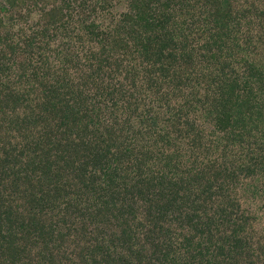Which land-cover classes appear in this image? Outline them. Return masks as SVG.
Masks as SVG:
<instances>
[{
	"label": "trees",
	"instance_id": "16d2710c",
	"mask_svg": "<svg viewBox=\"0 0 264 264\" xmlns=\"http://www.w3.org/2000/svg\"><path fill=\"white\" fill-rule=\"evenodd\" d=\"M207 1L219 3L222 22L216 26L221 32L203 44L176 32L172 18L183 0L174 6L173 0H164L167 9L160 15L139 3L133 5L134 13H124L133 21L121 30L128 34L131 29L130 39L150 64L136 70L129 83L103 90L109 108L131 113L132 119L124 121L130 127L121 138L113 137V123L103 132L106 136L99 133L101 107L89 109L85 101L68 96L85 97L73 79L69 82L72 76L60 80L69 70L56 78L45 72L46 60L30 61L22 73L30 71L22 92L8 98L17 116L9 126L20 131L14 141L5 140L6 117L0 122V264H181V257L174 255L177 236L209 249L223 250L234 242L239 255L246 251L244 244L254 242V221L246 209L239 213L230 177L244 190L254 184L237 178L243 171L245 178L253 173L264 177V70L248 58L252 38L238 35L244 33L239 31L244 23L237 13L230 18L234 12L226 10L227 0ZM137 15L139 20L134 19ZM58 20L51 17L48 24ZM143 20L145 28L139 29ZM87 25L110 38L108 28ZM153 44L159 50L148 54ZM227 45L231 51L225 56ZM29 47L41 49L34 41ZM233 50L242 51L241 67L227 64L235 61ZM105 67V61L99 62V72ZM20 102L28 114L24 119L17 112ZM121 117L114 114V122ZM191 132L196 142L222 132L212 143L226 144V150L237 146L239 152L219 167L216 160L206 165L205 158L187 167L191 155L199 157L192 154L194 148L211 156L206 141L192 147ZM187 146L192 148L184 153ZM135 148L151 153H134ZM198 182L202 187L196 190ZM222 225L235 227L217 237Z\"/></svg>",
	"mask_w": 264,
	"mask_h": 264
},
{
	"label": "rangeland",
	"instance_id": "374dc122",
	"mask_svg": "<svg viewBox=\"0 0 264 264\" xmlns=\"http://www.w3.org/2000/svg\"><path fill=\"white\" fill-rule=\"evenodd\" d=\"M163 1L0 0V110L2 111L0 112V122L3 120V117H6L5 128L8 129H3L5 140L7 141V138H12L14 141L17 133L20 132L15 127L9 126V121L15 118L16 112H12L14 104L8 98L10 96L17 98L16 95L22 92L21 89L24 87L30 71L25 75L22 73L27 72L30 61L43 64L42 60H46L45 64H43L45 72H48V75L52 74L56 78L58 73L62 72L58 75L60 78L63 76V72L65 73L69 70L68 73L64 74V78L60 80L62 81L67 76H72L73 78H70L69 82H72L71 79H73L76 82L77 88L80 87V89L84 90L83 94L85 95L84 97L80 94L68 92V96H72L74 98L73 100L80 99L81 101H85V107L89 109L101 107L100 114L101 118L104 117V120H100L103 124L99 129V133L102 136H106L103 135V132L108 124L111 125L113 123V137L121 138L130 127L124 121H127L125 119L126 117L130 120L132 119L131 113L129 109L122 110L115 107L112 110L109 108L108 106L111 103L105 96H102L103 90H112L111 87L119 88L122 81L129 83L135 75L136 70L138 71L142 66H146L149 63L144 58L147 54L141 55L142 53L136 49L137 45L133 39H130L131 29L128 34L121 30V27L123 28L125 26L127 28L126 21H133L125 18L124 13H134L136 9H133V5L139 3L140 6L148 10L155 9V13L160 15L161 11L167 9L162 5ZM178 1L173 0L172 6L178 4ZM195 2L196 0H183L180 3L181 6L178 9L175 8L176 11H174V18L172 19H176L177 24H174L176 25V32L182 36V39L196 37L203 44L211 38L215 31L221 32L216 26L219 22H222V16L218 14L219 3L213 4L214 2L210 3L207 0H202L201 4L192 6L191 4ZM227 2L229 4H224L226 10L232 13L234 12L230 18L237 13V19H240L244 23V29L239 30L244 33H238V35L244 37L250 36L252 38L254 49L248 58L259 61L264 70V0H227ZM247 11H250V13L245 16ZM223 14L225 13L223 12ZM135 16L136 14H134ZM51 17L54 21H57L58 17L60 20L57 23L48 24ZM134 19L139 20L140 18L137 15V18ZM216 19H219L217 23ZM196 20L197 22L195 23ZM250 20L251 22H248ZM90 23H94L98 27H103V29L108 28L106 32H109L108 37L110 38L106 39L103 34H99L102 29L99 30L95 26L96 29L94 28L93 32L86 29L85 26H88L87 24ZM128 24L131 25V28L136 26L135 23ZM144 24L146 25L144 20L139 22V29H144ZM136 36L137 33L135 32V39ZM141 40H144V37H141ZM32 41H34L36 47H41V49L29 47ZM46 42L50 45H46ZM228 45L225 47L223 55L231 51ZM60 49L62 52L58 54ZM30 50H35L33 52L34 54L31 55L32 52L30 53ZM158 50V45L153 44L148 54H153L152 52H158ZM66 51L68 54L65 53ZM233 52L235 54V61L231 60L227 64L233 62L235 66L241 67L242 63H244L239 59V57L242 58V51L233 50ZM56 54L59 58L56 57ZM66 55L70 56L67 57V60L64 59ZM61 58L62 62L59 60ZM101 61H105L106 67L102 72H99L98 64ZM127 67L131 69L129 78H126L127 70L129 71ZM40 74H42V71ZM30 79L31 77L28 81ZM138 80L139 84L143 82L142 73L140 72ZM206 85V83L205 85L202 84V87ZM87 96L88 99L86 98ZM21 102L19 103L20 106L17 107V110H20L17 112L20 115L19 118L24 119L28 114L24 112V104L22 105ZM150 105L140 104V107L146 108ZM112 111L113 113H111ZM114 114L119 117L123 115V117L121 119L118 118L119 121L114 122ZM219 133L216 132L215 135H210L211 140L207 138L198 140L206 141L209 144L208 149L211 156L206 158L205 154H200L201 150L194 148L193 153H191L199 154V157L197 158L190 153L187 156L185 155L183 157L184 160L188 156H192L187 162V167L196 164L197 161H202L204 158L206 165H210V160H216L217 164L215 165L219 167L222 166L221 164H225L227 161L235 158L239 152L237 146L230 147L226 150V144L220 146L212 143V140L220 138L218 136ZM130 138L129 136L128 141L125 140L126 144L131 141ZM188 138L194 142L192 143V147H194L198 142H196L197 137L191 132ZM190 148L188 146L184 148V153H186V149L187 152H190ZM143 149L135 148L134 153H151H144L143 151H146L147 148L145 150ZM224 149L226 152H224ZM261 163L264 164V159ZM245 174L246 171H243L241 176L237 178H241L245 183L252 182L254 185L257 184V186L255 187L253 185L250 187L251 189L244 190L240 184L236 183L235 177L232 176L230 177L231 185L235 184L234 192L237 191L238 193L233 192L231 195L238 202L239 213L246 209L247 214L252 216L251 219L254 221V228L251 233H253L252 240L254 242L249 245L244 244L246 251L242 255H239L236 252L239 247H235L233 245L234 242L226 243L224 245L226 247L223 250L218 248V246H213L209 249L204 248V245H200L196 241L192 243L187 241L185 243L183 236H177L175 245H177L178 251L174 255L181 257L179 260L181 264H186V260L190 264H249L251 258L254 261L253 264H264V188L262 189L260 187V184H264V177L258 173L256 175L253 173L252 176L254 175V177L245 178ZM201 187V182L196 183V190ZM227 226L222 225L217 227V237L220 233L226 236L225 233L229 232L232 227H235V225H230V228L227 229ZM203 235L205 236L206 234ZM203 243L205 244V242ZM250 254H254V257L249 258L248 255ZM0 258L3 259L1 256Z\"/></svg>",
	"mask_w": 264,
	"mask_h": 264
}]
</instances>
